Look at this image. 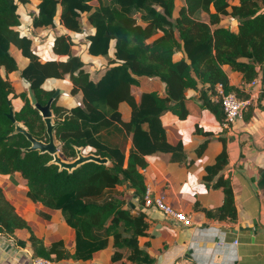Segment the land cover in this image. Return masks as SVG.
Wrapping results in <instances>:
<instances>
[{
  "label": "trees",
  "instance_id": "obj_1",
  "mask_svg": "<svg viewBox=\"0 0 264 264\" xmlns=\"http://www.w3.org/2000/svg\"><path fill=\"white\" fill-rule=\"evenodd\" d=\"M32 1L0 0V175L19 174L31 202L61 211L75 230V250L71 254L62 242L46 246L16 213L1 186L0 234L22 246L28 243L34 259L88 261L112 240L113 262L153 264L139 246V238L147 236L150 228L146 215L133 214L118 187L129 183L142 204L146 189L142 170L148 166V157L171 153L173 159L189 162L181 145L168 143L162 123L165 114L186 119L194 110L208 109L223 123L221 104L208 95L209 91L215 94L219 84L225 94L249 100L246 110L257 106L246 87L229 83L228 73H241L249 84L264 72V0H237V4L235 0H179L180 7L177 0H38L30 25L20 9ZM233 23L237 32L231 29ZM59 25L73 35L55 36L52 57H44L34 48L28 29L55 30ZM81 34L92 57H108L97 78L73 51ZM112 42L114 58L109 57ZM16 49L27 60L22 68L13 54ZM16 72L26 86L17 95L8 79ZM141 79L162 84L164 91L144 90L137 102L131 86ZM48 80L64 81L62 96L80 97L78 103L60 104L61 89L57 85L44 88ZM187 91L199 94L200 107L192 104ZM32 97L40 106L50 105L53 135L64 159L73 161L76 149L82 148L85 154L107 158L108 165L87 162L69 173L52 164L49 153L30 150L32 142L17 126L35 140L49 142L46 123ZM15 99L22 101L19 109L14 108ZM123 103L130 109L127 120L121 111ZM225 165L222 152L205 169L208 186L225 194L223 205L205 214L217 221H235L229 180L215 178ZM38 214L49 218L42 211ZM21 229L30 232L25 242L15 234Z\"/></svg>",
  "mask_w": 264,
  "mask_h": 264
},
{
  "label": "crops",
  "instance_id": "obj_2",
  "mask_svg": "<svg viewBox=\"0 0 264 264\" xmlns=\"http://www.w3.org/2000/svg\"><path fill=\"white\" fill-rule=\"evenodd\" d=\"M237 3L235 0L234 4ZM92 4L97 5V1ZM37 5L38 0H33L32 4L21 9L33 15L37 12ZM29 15L26 22L31 24L33 18ZM231 29L237 32V23H233ZM37 31L44 38L50 36L48 51L46 54L44 51L40 53L47 58L52 57L51 46L55 36L73 34L62 25L55 30ZM114 45L115 42H112L110 58H114ZM75 48L78 47H73L74 52ZM84 51L88 64H95L88 66L93 78L99 77L108 65V57H92L85 45ZM17 52L20 54L17 49L13 51L15 58ZM175 59H180V54ZM17 62L20 68L27 64L21 54ZM228 75L231 85L245 87L241 73L231 71ZM12 78L25 85L17 72L8 75L10 82ZM258 80L262 95L254 101L257 106L251 111L252 115L247 109L243 118L234 121L227 129L208 109L194 110L186 119H179L171 113L162 117L168 143L172 146L181 145L189 162L173 159L171 153H155L147 158L148 166L142 170L145 183L156 194L164 195L172 207L191 214L194 226L185 227L158 211L143 210L129 183L118 187L119 191L124 192L132 213L143 212L146 215L150 228L147 236L139 238V246L154 260L153 264H175L179 259L204 263L213 253H216L214 264H264V72ZM64 81L69 83L68 79ZM148 89L163 92L164 86L151 79H141L139 84L131 86V94L139 102L143 91ZM186 95L194 106H201L198 93L187 91ZM208 95L213 100L211 91ZM64 98L60 99V104L67 107L78 103L80 99L77 97L74 101L73 98ZM15 100L19 103L15 104L14 101V108L19 109L22 101ZM121 111L127 120L130 111L127 104H121ZM131 146L129 141L127 156ZM222 152L226 154V165L215 178L220 176L229 180L237 214L235 221H217L205 214V210L218 208L224 203L223 189L211 188L205 182L206 167L213 165ZM0 186L6 199L15 207L16 213L27 221L36 237L43 240L46 246L62 242L71 254L74 253L75 230L69 226L60 210H51L31 202L27 198L25 181L19 174L0 175ZM38 210L48 214L49 218L39 215ZM15 234L18 240L24 242L30 237L27 229L17 230ZM114 252L111 240L106 249L96 252L88 261L66 259L56 264H119L112 261ZM33 260L28 243L22 246L14 239L0 234V264H33Z\"/></svg>",
  "mask_w": 264,
  "mask_h": 264
},
{
  "label": "built area",
  "instance_id": "obj_3",
  "mask_svg": "<svg viewBox=\"0 0 264 264\" xmlns=\"http://www.w3.org/2000/svg\"><path fill=\"white\" fill-rule=\"evenodd\" d=\"M32 22V20H31ZM31 25V24H30ZM29 30H33L29 28ZM73 35V34H72ZM70 34V36H72ZM246 90L250 93V100L256 101L259 100L262 95V89L259 87V80L255 79L249 84L245 85ZM212 98L215 102H219L221 104L222 110L224 112L225 118L222 123L224 128H229L230 125L236 121L237 119H242L244 112L246 110V106L249 103L248 101L239 100L235 94L229 93L225 94L223 86L217 85L215 94L212 93ZM143 210H155L160 212L166 218L181 224L185 227H192L195 225L194 217L191 214H188L182 210L175 209L168 202L164 195L156 194L153 188L150 185H146L143 203ZM234 244H237L235 242ZM216 253H213L211 258L204 263H194L188 259H179L175 264H214ZM33 264H56L51 260H47L44 258H36L33 260Z\"/></svg>",
  "mask_w": 264,
  "mask_h": 264
},
{
  "label": "water",
  "instance_id": "obj_4",
  "mask_svg": "<svg viewBox=\"0 0 264 264\" xmlns=\"http://www.w3.org/2000/svg\"><path fill=\"white\" fill-rule=\"evenodd\" d=\"M60 93H63V91H59ZM56 94L54 95V97ZM32 101L34 105L37 107V109L40 111L41 115L44 118V121L47 126V134L49 136V142L43 143L40 141L35 140L32 138L25 129H23L21 126H17V131L24 133L28 139L32 142V147L30 150H38L41 153H49L52 157V164H55L59 166L60 170H66L69 173L73 172L75 169L80 167L81 165L87 163V162H94L101 165H108L109 160L107 158H102L100 156H96L93 154H85L84 150L82 148H77V158L73 161H68L63 158L61 155V151L59 149V146L55 142V138L53 135V122H52V112L50 111V105H47L45 107L40 106L36 103L35 99L32 97ZM10 119L14 121L13 114L11 113L9 115Z\"/></svg>",
  "mask_w": 264,
  "mask_h": 264
},
{
  "label": "rangeland",
  "instance_id": "obj_5",
  "mask_svg": "<svg viewBox=\"0 0 264 264\" xmlns=\"http://www.w3.org/2000/svg\"><path fill=\"white\" fill-rule=\"evenodd\" d=\"M177 6L178 7H180L181 6V2L179 1V0H177ZM29 11H27V13H26V10H23V9H21L20 10V13H21V15L23 16V19L24 20H28V19H26L27 17H28V15H29V13H28ZM30 15H32V14H30ZM29 15V16H30ZM198 17L199 18H205V14H199L198 15ZM25 31H26V29H25ZM29 33L31 34V36H32V38L34 39V48L37 50L38 49V51L40 52V53H42L41 51H44V53L46 54V52L48 51V48H49V46H50V36H47V37H42V36H40L41 34H40V31H37V30H35V31H33V30H29ZM78 37V42L76 43V46L78 47V48H75V53L76 54H78V55H80L81 56V58L83 59V61H85L87 64L89 63V61H88V58H87V55H86V52L84 51V45H85V38L83 37V35L81 34V35H79V36H77ZM76 46H74V47H76ZM16 54V58H17V60L19 61L20 60V54H18V52L17 53H15ZM20 64H22L21 62H20ZM89 65H91V66H93V65H95V64H88V66ZM11 83H12V85H13V88H14V94L15 95H17V94H19L20 92H22V91H25L26 90V86L25 85H23V84H21L20 83V81L18 80V79H16V78H12L11 79ZM67 83V82H66ZM66 83L64 82V81H58V80H48V82L44 85V88H46V89H51L54 85H57V87L56 88H59V89H61L60 91H63L65 88H66ZM65 93H66V91L64 92V93H60V96H61V98H64L63 96H65ZM63 95V96H62ZM68 98H70L69 96H66V98H64V99H68ZM73 100L74 101H76V98H73ZM63 101V100H62ZM17 103H19L18 101H16L15 100V104H17ZM54 119V116H52V120ZM53 122V121H52ZM56 142V144L58 145V146H60V144L57 142V141H55Z\"/></svg>",
  "mask_w": 264,
  "mask_h": 264
}]
</instances>
